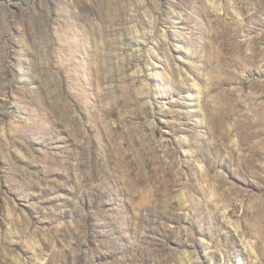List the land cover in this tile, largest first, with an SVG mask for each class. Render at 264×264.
<instances>
[{
  "label": "rangeland",
  "instance_id": "rangeland-1",
  "mask_svg": "<svg viewBox=\"0 0 264 264\" xmlns=\"http://www.w3.org/2000/svg\"><path fill=\"white\" fill-rule=\"evenodd\" d=\"M0 264H264V0H0Z\"/></svg>",
  "mask_w": 264,
  "mask_h": 264
}]
</instances>
